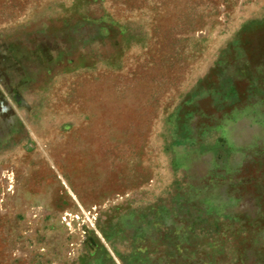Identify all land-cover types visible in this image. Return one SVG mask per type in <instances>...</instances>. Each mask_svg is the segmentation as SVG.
Returning a JSON list of instances; mask_svg holds the SVG:
<instances>
[{
  "label": "rangeland",
  "instance_id": "1",
  "mask_svg": "<svg viewBox=\"0 0 264 264\" xmlns=\"http://www.w3.org/2000/svg\"><path fill=\"white\" fill-rule=\"evenodd\" d=\"M0 264H264V0H0Z\"/></svg>",
  "mask_w": 264,
  "mask_h": 264
}]
</instances>
